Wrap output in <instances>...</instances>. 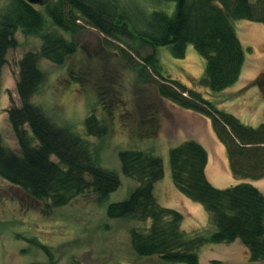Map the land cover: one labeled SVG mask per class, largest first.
<instances>
[{
  "label": "trees",
  "instance_id": "obj_1",
  "mask_svg": "<svg viewBox=\"0 0 264 264\" xmlns=\"http://www.w3.org/2000/svg\"><path fill=\"white\" fill-rule=\"evenodd\" d=\"M162 1L174 3L172 12L166 7L152 9L145 18L148 30H140L117 0H44L37 5L8 0L0 13V83L9 50L19 46L18 32L39 35L42 44L37 51L26 52L19 62L16 91L20 105L5 110L18 151L5 145L0 131V178L49 208L66 206L85 194H93L96 202L103 204L121 185L118 173L100 164L87 138L108 133L103 120L95 113L85 117L83 137L31 102L44 81L40 61L62 65L77 51L76 43L61 31L98 30L140 75L148 69L158 75L156 48L169 46L174 57L184 58L192 44L206 62L202 76L193 82L196 88L159 77L162 81L157 83V92L176 106L211 120L216 136L226 147L230 171L245 181L217 188L207 177L208 151L201 143L190 139L170 148L177 189L203 205L215 228L189 235L182 229L184 214L160 205L155 195V184L164 176L161 156L144 149H122L118 153L121 170L138 186L125 200L110 203L107 215L148 222L129 233L131 248L138 257L199 264L203 245L239 241L251 263L264 264V194L249 182L264 178V121L257 126L246 124L206 97L207 92H222L238 81L246 54L235 22L245 19L264 24V0ZM50 24L53 28L48 30ZM145 47L152 51L143 55L141 49ZM41 247L53 259L50 249L44 244Z\"/></svg>",
  "mask_w": 264,
  "mask_h": 264
},
{
  "label": "rangeland",
  "instance_id": "obj_2",
  "mask_svg": "<svg viewBox=\"0 0 264 264\" xmlns=\"http://www.w3.org/2000/svg\"><path fill=\"white\" fill-rule=\"evenodd\" d=\"M117 1L140 30H148L145 18L152 9L166 7L171 13L174 8L173 2L162 0ZM7 3L0 0V13ZM46 18L50 22L47 15ZM235 27L246 54L242 73L232 86L219 93L207 92L206 97L218 108L237 114L244 123L257 126L264 121V24L242 19L235 22ZM52 28L50 24L48 30ZM61 33L76 43L77 51L62 65L40 61L44 81L31 102L55 122L71 125L83 137L85 117L95 113L103 120L108 133L101 138H87L100 164L117 172L121 185L103 204L97 203L93 194H85L66 206L49 208L0 178V264H173L157 256H136L129 242L130 230L146 227L148 222L111 219L107 207L128 198L138 186L136 180L123 174L119 151L144 149L163 159L164 176L155 184L160 205L184 214L182 229L189 235L215 229L203 205L177 189L171 173L170 148L190 139L201 143L210 156L207 177L217 188L245 180H238L230 171L226 147L216 136L211 120L176 106L159 96L156 89L162 81L159 77L196 88L193 82L202 76L205 59L192 44L187 46L184 58L174 57L169 46H160L156 48L158 75L150 69L140 75L98 30L85 27L75 33ZM17 38L19 46L9 50L0 83V131L5 145L16 151L18 145L5 110L20 105L16 91L20 60L42 44L39 35L18 32ZM141 50L146 55L152 48ZM249 182L264 194V178ZM42 243L50 249L53 259L46 255ZM199 258V264H256L250 262L247 249L239 241L205 244L199 249Z\"/></svg>",
  "mask_w": 264,
  "mask_h": 264
},
{
  "label": "water",
  "instance_id": "obj_3",
  "mask_svg": "<svg viewBox=\"0 0 264 264\" xmlns=\"http://www.w3.org/2000/svg\"><path fill=\"white\" fill-rule=\"evenodd\" d=\"M27 2L37 5V4H41L44 0H26Z\"/></svg>",
  "mask_w": 264,
  "mask_h": 264
},
{
  "label": "crops",
  "instance_id": "obj_4",
  "mask_svg": "<svg viewBox=\"0 0 264 264\" xmlns=\"http://www.w3.org/2000/svg\"><path fill=\"white\" fill-rule=\"evenodd\" d=\"M208 157L210 158L209 153H208ZM208 162H209V159H208ZM206 172H207V168H206Z\"/></svg>",
  "mask_w": 264,
  "mask_h": 264
}]
</instances>
